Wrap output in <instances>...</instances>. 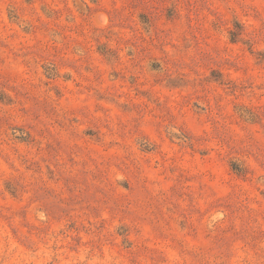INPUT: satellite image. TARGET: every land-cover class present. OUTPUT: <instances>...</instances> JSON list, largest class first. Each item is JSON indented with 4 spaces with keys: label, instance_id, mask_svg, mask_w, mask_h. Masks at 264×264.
I'll return each mask as SVG.
<instances>
[{
    "label": "rangeland",
    "instance_id": "1",
    "mask_svg": "<svg viewBox=\"0 0 264 264\" xmlns=\"http://www.w3.org/2000/svg\"><path fill=\"white\" fill-rule=\"evenodd\" d=\"M0 264H264V0H0Z\"/></svg>",
    "mask_w": 264,
    "mask_h": 264
}]
</instances>
